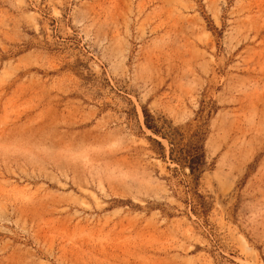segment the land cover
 <instances>
[{"label":"rangeland","instance_id":"rangeland-1","mask_svg":"<svg viewBox=\"0 0 264 264\" xmlns=\"http://www.w3.org/2000/svg\"><path fill=\"white\" fill-rule=\"evenodd\" d=\"M0 264H264V0H0Z\"/></svg>","mask_w":264,"mask_h":264},{"label":"trees","instance_id":"trees-1","mask_svg":"<svg viewBox=\"0 0 264 264\" xmlns=\"http://www.w3.org/2000/svg\"><path fill=\"white\" fill-rule=\"evenodd\" d=\"M143 113L146 128L160 138L150 137L151 140L156 141L159 145L163 154L162 157L168 158L172 163L188 169L195 179H199L208 166L205 138L201 130L202 126L184 143L183 134L179 128L174 127L167 121L159 124L147 110H143ZM163 141H166V143ZM195 195L196 198H202L198 192ZM199 204L202 205L204 203L199 202Z\"/></svg>","mask_w":264,"mask_h":264}]
</instances>
